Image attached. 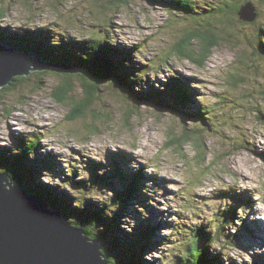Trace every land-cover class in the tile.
<instances>
[{"label":"rangeland","instance_id":"1","mask_svg":"<svg viewBox=\"0 0 264 264\" xmlns=\"http://www.w3.org/2000/svg\"><path fill=\"white\" fill-rule=\"evenodd\" d=\"M0 1L8 11L2 26L40 33L46 28L51 39L106 36L113 46L132 53L126 66L143 78L136 87L142 94L174 82L189 99L179 106L174 90L167 92V106L130 100L109 80H101L93 105L84 116L72 118L74 100L82 94L81 80H74L73 99L60 102L53 95L59 73L31 72L21 84L0 88V152L15 156L34 142L27 154L37 171L34 181L71 198V203L79 200L91 211H101L96 221L100 231L111 224L112 216L121 218L119 225L129 232L150 227L149 238H141L144 245L138 237L133 241L137 250L143 248L140 255L146 264L180 261L186 246L182 242L188 238H181L177 225L213 230L218 214L232 206L237 216L222 228L211 255L219 253L216 264H264V57L250 46L257 43L258 29L264 31V2L256 6L252 24L234 23V34L211 49L200 65L173 48L184 30L203 17L176 14L170 7L175 0H107V8H101V0ZM223 1L193 3L217 9ZM197 106L214 113L216 128L206 131L204 126L213 123L203 120L200 139L186 140L181 135L197 125L187 112H196ZM92 170L103 176L101 184L93 183ZM139 172L143 184L130 203L106 209L112 206L108 186L120 188ZM228 237L233 244L224 240ZM122 254L129 261L139 256L129 248Z\"/></svg>","mask_w":264,"mask_h":264},{"label":"trees","instance_id":"2","mask_svg":"<svg viewBox=\"0 0 264 264\" xmlns=\"http://www.w3.org/2000/svg\"><path fill=\"white\" fill-rule=\"evenodd\" d=\"M101 2L103 3L101 8H107V0H101ZM248 2L252 3L255 7V12L257 13L258 4L264 2V0H241L240 3L234 0H224L221 3L223 6L218 7L217 9H213V6L207 3L204 4V6H195L193 0H175L172 2L170 7L173 8L176 14L190 17L188 15L194 13L198 15V18L203 17L200 20L198 19L197 21H194L197 24L193 25L188 30H184L182 36L173 48L176 54L203 65L207 60V57H209L211 49L217 46L222 39L234 34L233 28H236L234 23H243L244 25H247L254 22L244 21L239 18L240 8ZM7 13V8L2 5V2L0 1V20L5 18ZM200 21L203 23L200 24ZM263 35L264 31L260 27L255 36L257 43L252 40L253 42L251 41L252 43L250 44L253 52L260 54L262 57H264ZM0 42L13 47L16 50L31 52L46 61L67 64L77 69L75 72H62L53 68L41 72H33V74L39 76L48 71L59 73L61 79L55 88L53 95L60 102H64L67 99H73L74 80L76 78L81 80L83 87L82 94L79 99L74 100L76 104L73 103V112L70 116L72 118L84 116L86 110L93 105L98 97L96 94V82L101 80H109L112 87H115L123 94V98L126 96L128 99H141L147 103L153 102L167 106L164 102V99L170 95L167 92H174L175 90L177 94L174 95L176 104L181 105L189 101L183 88L179 87V85L174 82L162 84V88L149 89V91L142 94L136 89V87H141V84H143L142 81H144L143 78L139 76V73H137L133 67L129 69L126 66L132 53L128 50H125L124 52V50L113 46L111 40H108L106 36L90 35L83 40H67L52 35L51 39L46 28L40 33L38 30H31L25 26L11 29L8 26H2L0 23ZM194 43L196 45H194ZM133 70L135 72H133ZM28 78L29 75L15 76L13 81L7 87L21 84ZM187 114L192 117V121L197 122V125L191 129V132H186L187 134L181 135L182 137H185L186 140L188 138L191 139L192 137H198L203 129L206 131H212V129L216 128V124L213 122L214 113L206 107L202 108L201 106H197L196 112H187ZM203 120L213 123V128L205 125L204 127L206 128L202 129L200 124H204ZM190 133H192V136ZM179 137L176 138L177 141L179 140ZM199 139V137L196 138V141ZM30 143L32 144H26L25 147L22 148V151L19 150L18 154L15 156L11 152H6L5 150L1 151L0 172H6L8 178L12 182H16L25 187L30 193L35 194L48 202L52 208L59 210L65 220L71 225L81 228L89 240H99L102 245L101 251L110 264H146V261L140 255L143 253V248L137 250L136 246L133 245V243H135L133 241L138 237L139 239L137 242L144 245L141 238L146 235L143 238L148 239L153 230L148 226L145 229H137L133 232L123 230L119 225L121 219L120 214H122L121 211H119L120 219H115L114 216L111 215L112 217L109 221L111 224L107 226L106 230L100 231L97 229L96 221L100 218L101 211H91V209L86 206L87 203L84 204L79 200H75L73 201L75 203H71V198L58 196L60 194L53 188L50 189L46 187L44 183H36L34 181V174H36L37 171L33 163L30 162L32 160H30V157L28 158L27 154L30 153V147H32L31 149L33 150L35 146H33L34 142ZM116 175L125 179L124 174L121 172H118ZM91 176L94 184L102 183L103 176L101 177L100 175H97L93 170ZM141 176V172L135 174L127 181L122 182L120 188L115 187L114 185H109V189L113 190L112 196L109 197L111 199L110 205L112 206L109 205L110 207L106 209L111 210L112 207L117 208L119 205H123V203L125 205V202H128L127 204H129L130 199H132L134 193H136V190L138 189V185L143 184L141 182ZM84 190L86 191V189ZM84 190L80 192L84 193ZM77 197L78 196H76V199ZM78 199L83 200L85 198L78 197ZM73 205L75 207H73ZM236 210L237 208L232 206L231 211H224L218 214V224H211V226L215 225L213 230L207 231L205 228L198 225L191 229H182L180 227L181 225H177V228H179L178 233L181 235V238L183 235H187L188 242L186 244L182 242V245L186 246L180 252V261L177 260V262L175 261L173 264L218 263L220 260L218 258V256L220 257L219 253H214L213 255L210 253L212 252V245L217 243V237L220 238L222 228H224L226 224H232L234 222V218L237 216ZM116 213L118 214V210H116ZM107 216L108 212L106 214V217ZM138 226H140V228L143 227L142 225ZM98 233L101 234L102 237L99 236ZM113 233H116V235ZM228 238L230 239V237ZM224 240L228 243H234L232 238L230 240ZM124 248L131 249L134 256L139 254L138 259H135V261L122 259V257L126 258L124 255L125 251L124 254H122ZM114 251L119 255L114 254ZM206 253H208V256Z\"/></svg>","mask_w":264,"mask_h":264},{"label":"water","instance_id":"3","mask_svg":"<svg viewBox=\"0 0 264 264\" xmlns=\"http://www.w3.org/2000/svg\"><path fill=\"white\" fill-rule=\"evenodd\" d=\"M239 15L241 20L254 21L257 13L248 2ZM46 68L77 70L0 42V88L9 85L14 76ZM101 247L99 240H89L59 210L0 172V264H110Z\"/></svg>","mask_w":264,"mask_h":264},{"label":"bare ground","instance_id":"4","mask_svg":"<svg viewBox=\"0 0 264 264\" xmlns=\"http://www.w3.org/2000/svg\"><path fill=\"white\" fill-rule=\"evenodd\" d=\"M61 213V212H60Z\"/></svg>","mask_w":264,"mask_h":264}]
</instances>
